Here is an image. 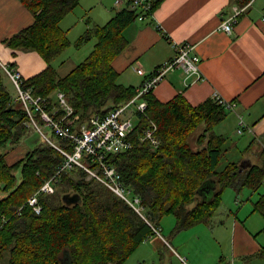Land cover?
<instances>
[{
    "label": "trees",
    "instance_id": "obj_1",
    "mask_svg": "<svg viewBox=\"0 0 264 264\" xmlns=\"http://www.w3.org/2000/svg\"><path fill=\"white\" fill-rule=\"evenodd\" d=\"M162 1L152 0V10ZM233 1L244 6L251 0ZM22 2L34 14V21L6 42L15 50L34 49L48 63L40 72L24 77L25 87L31 86L35 94L43 96L56 90L64 92L79 114V123L87 122L93 114L103 116L135 95L136 87L118 82L113 59L128 44L124 29L137 19L139 11L125 5L105 24L97 25L92 51L60 76L51 61L70 43L60 21L80 0ZM89 36H82L81 41ZM145 98L147 108L138 112L139 123L133 131L134 146L109 156L123 183L142 197L145 217L77 166L62 172L53 193L39 195L42 209L37 213L28 199L55 173L64 155L41 141L21 158L7 161L2 147L21 140L29 118L0 72V264H123L138 245L161 235L164 215L175 216L174 231L209 224L227 186L257 188L262 183L264 164L240 171L239 164L229 162L218 169L223 137L213 128L231 112L226 105L213 97L192 105L181 93L161 101L153 90ZM146 114L158 125L161 143L157 148L138 137ZM202 122L205 130L196 137L198 145L193 146L190 139ZM52 137L61 147L73 149L71 141ZM213 177L217 189L208 199L199 190ZM67 192H78L80 199L66 203L62 196ZM254 209L264 216V193L255 201ZM259 254L264 256V246Z\"/></svg>",
    "mask_w": 264,
    "mask_h": 264
},
{
    "label": "crops",
    "instance_id": "obj_2",
    "mask_svg": "<svg viewBox=\"0 0 264 264\" xmlns=\"http://www.w3.org/2000/svg\"><path fill=\"white\" fill-rule=\"evenodd\" d=\"M235 5L233 0H163L154 17L136 19L124 29L128 44L113 59V66L119 72L118 82L138 87L144 79L138 68L152 72L175 55L177 42L195 45L203 76L188 74L181 67L170 69L153 94L168 101L181 93L192 105L214 98V93L233 100L235 110L213 128L223 137L220 161L226 157L223 166L219 161L218 169L236 162L244 171L264 164V0H251L233 31L227 33L220 23ZM71 12L60 21L62 29ZM33 21L34 14L22 0H0V72L10 81L1 63L18 69L25 78L48 64L38 51L15 50L6 42ZM72 63L56 68L51 61L60 76L76 66ZM239 114L250 126L242 133L237 131ZM215 181L214 177L208 180L206 193L200 195L211 197ZM230 186L240 205L234 216L229 220L213 216L209 224L198 223L180 231H174V219L168 226L161 221V235L146 239L130 255L137 256L136 264H264V256L259 254L264 246V216L254 209L255 201L264 193V179L257 188ZM246 187V199L242 200L239 195Z\"/></svg>",
    "mask_w": 264,
    "mask_h": 264
},
{
    "label": "built area",
    "instance_id": "obj_3",
    "mask_svg": "<svg viewBox=\"0 0 264 264\" xmlns=\"http://www.w3.org/2000/svg\"><path fill=\"white\" fill-rule=\"evenodd\" d=\"M115 5L118 9L129 5L131 9L139 11L137 19L142 21L154 17L152 0H115ZM246 6L247 4L244 6L235 5L231 13L223 18L220 28L231 33L239 14ZM262 19L264 20V15ZM175 48V55L157 66L152 72L146 73L141 67L137 69L138 73L144 75V79L136 87L133 97L117 105L103 116L93 114L85 123H79V114L75 113L74 107L64 92L56 90V100L51 94L49 96L35 94L31 86L23 85L24 76L18 69L1 63L16 88L14 99L20 102L27 112L28 125H33L44 137L43 141L55 146L64 155V160L55 173L29 197L28 204L33 207L35 212L39 213L42 209L39 195L53 193L62 172L77 166L85 170L89 177H94L105 184L145 217L142 197L123 183L121 173L117 166L110 161L109 156L111 153L125 151L134 146L132 136L139 121L133 120V117L138 119V112L144 113L147 108L145 94L154 89L168 70L181 67L188 74L203 76L201 57L195 52V45L188 42H177ZM214 98L229 109L235 110V103L232 101L222 98L217 93H214ZM144 117L146 120L142 122V132L138 137L141 141L148 142L152 148H157L161 143L157 136L158 125L149 115L146 114ZM238 117V133L250 129L242 115L239 114ZM143 123L145 124L143 125ZM43 126L51 131V136L44 131ZM52 136H59L71 141L73 149L61 147ZM155 231L160 234L158 228H155Z\"/></svg>",
    "mask_w": 264,
    "mask_h": 264
},
{
    "label": "rangeland",
    "instance_id": "obj_4",
    "mask_svg": "<svg viewBox=\"0 0 264 264\" xmlns=\"http://www.w3.org/2000/svg\"><path fill=\"white\" fill-rule=\"evenodd\" d=\"M117 10L118 8L115 5V0H84V2L82 1L71 12L70 16H67L68 18H66V20L63 23L64 24L63 30L67 33V37L70 43L62 53H60L52 60V64L56 68H60L64 63L73 64L72 61H74L75 64L77 65L81 61H83L92 51L96 43L97 39L94 34V28L97 25L105 24L113 16V14H115ZM88 32H90L91 34ZM86 34H89L90 36L81 41V37ZM66 67L67 66H65L64 68ZM4 79L7 83L10 92L13 95H16V88L13 82H11L7 77V75L5 74H4ZM52 97L55 100L57 99V95L55 91L52 94ZM133 120L137 121L138 119L136 117H133ZM205 127L206 124L202 122L193 132L192 138L190 139L191 144L193 146L198 145V143L196 142V137H198L199 134L204 132ZM27 128H28L27 132L21 138L20 141L16 143H9L4 147H2V151L6 153L7 156L6 159L8 162H12L19 157L21 158L22 156L25 155L27 151L35 148L38 145V143L43 141L44 137L39 133V131L33 125L29 126L27 123ZM43 129L49 136H51V131L47 127L43 126ZM229 136H232L234 140L238 139V135H235L233 133L231 134L229 133ZM225 161H226V157L225 158L223 157L220 161V166H223ZM248 189L249 188L246 187L242 190V192L239 195L240 199L242 200L246 199V190ZM1 194L2 193H0V195ZM235 196H236V191L233 189V187L231 186L226 187L221 194V204L216 209L213 216L219 218L221 217L227 218V220H229L230 217L234 216V214L237 212V209L240 207V205L236 201ZM172 219L175 220V216L173 214H166L163 216L161 221L162 223L164 222L163 225L166 223V226H168V222ZM262 236L264 237V233H262ZM136 257L137 256L134 255V256H130L128 260L126 259L127 264H136L137 261Z\"/></svg>",
    "mask_w": 264,
    "mask_h": 264
},
{
    "label": "water",
    "instance_id": "obj_5",
    "mask_svg": "<svg viewBox=\"0 0 264 264\" xmlns=\"http://www.w3.org/2000/svg\"><path fill=\"white\" fill-rule=\"evenodd\" d=\"M240 170H242V168H240ZM205 185H203L201 188L202 189H200L199 191H200V193H206V190H205ZM216 189H217V181H215V183L213 184V186H212V190H211V193H212V196H213V194L215 193V191H216ZM211 196V197H212ZM63 200L66 202V203H68V204H72V203H75V202H77L79 199H80V195H79V193L78 192H74V193H71V192H67V193H64L63 194ZM211 197H209V198H211ZM208 198V199H209Z\"/></svg>",
    "mask_w": 264,
    "mask_h": 264
},
{
    "label": "bare ground",
    "instance_id": "obj_6",
    "mask_svg": "<svg viewBox=\"0 0 264 264\" xmlns=\"http://www.w3.org/2000/svg\"><path fill=\"white\" fill-rule=\"evenodd\" d=\"M175 125H176V124H175ZM160 136H161V134H160ZM216 152H217V151H216ZM146 156H147V155H146ZM214 161H215V160H214ZM214 161H213V162H214ZM82 170H83V169H82ZM150 176H151V175H150ZM53 207H54V206H53ZM52 211H53V210H52ZM143 227H144V226H143ZM146 227H147V226H146ZM140 229H141V228H140ZM138 234H139V233H138Z\"/></svg>",
    "mask_w": 264,
    "mask_h": 264
}]
</instances>
